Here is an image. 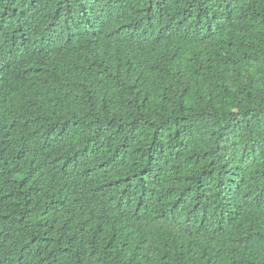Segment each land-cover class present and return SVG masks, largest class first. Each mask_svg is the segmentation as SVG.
Instances as JSON below:
<instances>
[{"label": "trees", "instance_id": "obj_1", "mask_svg": "<svg viewBox=\"0 0 264 264\" xmlns=\"http://www.w3.org/2000/svg\"><path fill=\"white\" fill-rule=\"evenodd\" d=\"M0 264H264V0H0Z\"/></svg>", "mask_w": 264, "mask_h": 264}, {"label": "clouds", "instance_id": "obj_2", "mask_svg": "<svg viewBox=\"0 0 264 264\" xmlns=\"http://www.w3.org/2000/svg\"><path fill=\"white\" fill-rule=\"evenodd\" d=\"M17 129H19V128H17ZM17 129H16V130H17Z\"/></svg>", "mask_w": 264, "mask_h": 264}]
</instances>
